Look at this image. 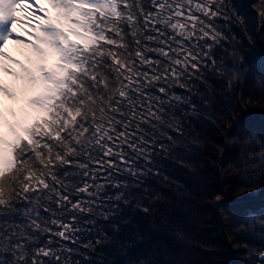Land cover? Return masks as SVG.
Returning a JSON list of instances; mask_svg holds the SVG:
<instances>
[{"label":"snow or ice","instance_id":"obj_1","mask_svg":"<svg viewBox=\"0 0 264 264\" xmlns=\"http://www.w3.org/2000/svg\"><path fill=\"white\" fill-rule=\"evenodd\" d=\"M217 18L224 0H0V264H73L78 218L107 219L116 177L147 175L165 129L182 134L171 89L215 67Z\"/></svg>","mask_w":264,"mask_h":264},{"label":"trees","instance_id":"obj_2","mask_svg":"<svg viewBox=\"0 0 264 264\" xmlns=\"http://www.w3.org/2000/svg\"><path fill=\"white\" fill-rule=\"evenodd\" d=\"M224 2L232 19L216 20L224 38L211 52L215 67L207 61L188 87L171 89L183 98L169 109L182 134L165 129L173 141L162 140L168 151L157 149L147 175L116 177L128 187L102 193L113 197L107 219L98 212L78 218L91 231L77 232L76 243L63 241L74 249L73 264H229L219 198L226 200L219 208L233 264H264L257 223L264 220V71L253 62L264 48V0Z\"/></svg>","mask_w":264,"mask_h":264},{"label":"rangeland","instance_id":"obj_3","mask_svg":"<svg viewBox=\"0 0 264 264\" xmlns=\"http://www.w3.org/2000/svg\"><path fill=\"white\" fill-rule=\"evenodd\" d=\"M21 15L23 16L24 13H21ZM16 32L19 33L20 35L26 37V38H30V37H28V33L24 30V27L21 26L20 24H18V25L16 26ZM8 50H9L10 52H12V54H13L14 56H19V53L16 51L15 46H14V44H13L12 41H10L9 44H8ZM20 58H22V57H20ZM5 79H7V77H6ZM8 103H9V102L5 100V105H7ZM259 195H261V193H259V192L257 191V193H256L255 196H259ZM217 202H218V200H216V204H217ZM222 218H223V216H222ZM223 220H224V219H223ZM223 229H224V235H225V237H226L227 234L225 233V222H224V225H223ZM226 238H227V237H226ZM227 243H228V242H227ZM228 245L231 246L230 243H228ZM231 249H232V253H230L229 264H230V260H232V264H233V260H234V257H233V255H234V249H233L232 246H231Z\"/></svg>","mask_w":264,"mask_h":264},{"label":"water","instance_id":"obj_4","mask_svg":"<svg viewBox=\"0 0 264 264\" xmlns=\"http://www.w3.org/2000/svg\"><path fill=\"white\" fill-rule=\"evenodd\" d=\"M225 200H220L217 202V207H219V204H221L222 202H224ZM220 212V211H219ZM220 216H221V221H222V235L224 237V239L228 242V239L225 237L224 235V229H223V225H224V220L222 218V215H221V212H220ZM229 243V242H228ZM229 250H230V253H232V249H231V246L229 245ZM230 264H232V260H230Z\"/></svg>","mask_w":264,"mask_h":264},{"label":"bare ground","instance_id":"obj_5","mask_svg":"<svg viewBox=\"0 0 264 264\" xmlns=\"http://www.w3.org/2000/svg\"><path fill=\"white\" fill-rule=\"evenodd\" d=\"M220 200H225V199L219 198L218 201H220ZM225 201H226V200H225ZM225 201H224V202H225ZM224 202H222L221 204H223ZM219 206H220V204H219ZM216 207H217V204H216ZM217 208H218L219 211H220V208H219V207H217ZM220 212H221V211H220ZM220 212H219V214H220ZM221 215H222V213H221Z\"/></svg>","mask_w":264,"mask_h":264}]
</instances>
